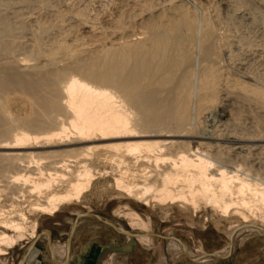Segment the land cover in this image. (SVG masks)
<instances>
[{"label":"bare ground","instance_id":"6f19581e","mask_svg":"<svg viewBox=\"0 0 264 264\" xmlns=\"http://www.w3.org/2000/svg\"><path fill=\"white\" fill-rule=\"evenodd\" d=\"M76 1L0 0V256L25 239L50 237L47 229L38 233L24 204L54 215L79 203L101 161L116 174L98 182L99 192L210 208L216 224L235 222L227 252L249 236L264 242V74L248 70L251 62L264 63V53L234 67L224 61V9L212 0L120 4L104 24L100 11L89 15ZM83 216L76 225L92 219ZM125 216L133 240L147 244L149 223L135 211ZM50 242V260L68 256L66 242ZM169 246L197 262L210 259L172 238L166 264Z\"/></svg>","mask_w":264,"mask_h":264},{"label":"rangeland","instance_id":"374dc122","mask_svg":"<svg viewBox=\"0 0 264 264\" xmlns=\"http://www.w3.org/2000/svg\"><path fill=\"white\" fill-rule=\"evenodd\" d=\"M90 1L91 0H85V2H84V0H81V1L79 0L76 2H80L77 5L82 7V8L85 7L84 10L86 9L85 12L89 15H92V14L96 13L97 11L98 12L100 11L98 13L100 15L102 13L101 17L99 15V18H101L99 20V22H101L100 24H104V18L103 17H105V19H106V18H108V16H109V18H111L113 15H115L114 13L119 10L120 4L122 5V4L128 3L127 5L132 4L131 6H135L137 8L138 6L145 3V0H123V1L122 0L121 1L120 0H111L110 2H108L107 0H92L91 1L92 3ZM98 1H100L101 3ZM114 1H116V2H114ZM137 1H139V3ZM142 1H143V3H142ZM150 1H152V0H150ZM153 1L159 2L160 0H153ZM183 1H188V0H183ZM237 1L241 2V4L238 2L235 3V0H230V1L229 0H215V1L212 0V2H211L213 4L216 2L215 3L216 6L219 5V6H217L218 10L224 9V11H219V15H221L223 17L222 18L220 16L221 22L224 23V21H225L226 24L220 23V26L222 25L221 28H223V29L220 28V31L223 32V30H224L223 33L225 35V38L226 37L228 38V36H229L228 39L226 38V41L229 43L226 42V45H224V47H225L224 51L225 52H223V57H224L223 59H226L224 61L228 65H230V61H231L232 67L236 66L237 63H239L238 61H240L242 57L243 58L244 57H248V58L257 57L255 59L260 60V58H261L260 55L264 53V43H263L264 42V32H263L264 31V27H263V25H264V18H263L264 17V0H244V1L248 2L247 4H246V2H243V0H237ZM88 2H90V3H88ZM140 2H141V4H140ZM146 2H148V1H146ZM82 3H84V4H82ZM86 3H88V4H86ZM102 3H104V4H102ZM242 3H244L245 5ZM90 4L92 5V7H90L91 6ZM229 4H231V5H229ZM234 5L238 8L242 7V9L240 10L237 8L236 12H233L236 9V7ZM109 6H111V7H109ZM233 6L235 8H233ZM99 7H100V9H98ZM207 7H209V6L207 5ZM88 8H91L92 10H90ZM101 9H103V10H101ZM109 9H111V10H109ZM209 10L211 12V8ZM221 12L224 14H220ZM229 12L232 14L231 16H229V14H230ZM224 16L226 18L230 17L231 19L227 18L228 19L227 20ZM240 17H242V18H240ZM251 19H253V20H251ZM248 22H250V23H248ZM233 23H235V24L237 23V25H235ZM229 26L231 28H228ZM256 27H258V28H256ZM224 28H227V29H224ZM255 28H256V30H255ZM226 32H228L227 34H230V35L225 34ZM242 32L246 35H244ZM248 32H251L252 34H250ZM259 34H260V36H259ZM239 35L240 36L242 35V36L239 37ZM252 35H254V36H252ZM243 36H246L247 38L246 37L244 38ZM236 37H237V39H236ZM243 38L246 39L248 42H246V40H244V42H243V40H242ZM249 38H250V40H249ZM257 39H259V40L261 39L260 40L261 43H259L260 41ZM238 40L239 41L242 40V41L239 42ZM235 42L237 44H235ZM19 43L20 42H16L15 44L18 45L19 47H22V44H19ZM249 44H251V45L248 46ZM255 46H259V47H255ZM231 47H233V48H231ZM240 47H241V49H240ZM237 49H238V52H236V51L234 52V50H237ZM252 50H254V51H252ZM225 53L226 54L228 53L227 57H226ZM230 53H231V55H230ZM228 56H230L229 58H231V60L228 58ZM232 58H235V59H232ZM232 60H234V62ZM259 65H261L262 67ZM263 66H264V63H262V61H261V64H260V62H254V63L251 62L248 65V70L250 72H251V70H253L252 72H256V73H258V71H259V73H261V71H262V74H264L263 73V69H264ZM256 67H257V69H255ZM252 68H254L255 71ZM74 160H75L74 158H67V163H69L70 165H73ZM110 166L111 165L108 162L104 163V161L95 163L94 164V173H95V177H96L95 179L96 180H94V183H93L94 186L91 187L90 190H88L84 194V197L81 199V201L79 203L72 204L70 206L62 207L54 215L43 214L41 212L33 211L32 209L29 210L30 208H27L26 204H24L25 212H26L29 220H36L38 223V233H40L41 230H44V229L48 230L49 229L52 232V239L55 238L56 239L55 242L57 244L62 243L63 241H66V239H67V232L69 229V225L74 220L75 215H77L78 213L87 212V211H92V213L101 214L103 216H106V217L112 219L113 221L116 220L119 223H121V225L123 226L124 229L131 230L132 226L130 224V220L127 216H125V213L128 211H135L136 213H138L141 216L142 219H144L147 223H149L148 227H149V237H150L151 246L154 244H156V245L158 244V246H160V249L163 251L167 247V242L172 238L177 239V237H178V239L180 238L183 242H185L190 249H194L193 250L194 252L196 250H199L201 247L198 239H202L205 242V245L208 247L218 245L219 241H225L227 238H229V240H230V236L232 233H230L228 231V228L230 227V225L235 223L234 220L233 219L222 220L220 224H216L215 222H216V220H218V215L216 213H214L210 208L201 207L197 211H193V209L192 210L191 209L185 210V209H183L179 206H176V205H163V206L160 205L159 206L157 203H155L153 201H150L147 205V204H144L143 202H140L137 200H133V199L130 200V199H126L124 197H120L115 192H113L112 189L105 190L104 192H99V189H101L103 187L102 186L103 184L100 183L98 185V182H102L104 179H107L110 182H112L113 176L116 174V170H114ZM97 186H98V190H97ZM33 199H34V196H31V200H33ZM91 220H94V219H91ZM89 222H92V221H89ZM94 222H95V220H94ZM99 222H101V221H99ZM99 226L103 227L102 225H99ZM84 227H87V225H84ZM84 227H82L80 229V231L78 232V235L76 236L77 243H79V241H82V240L88 241L90 238L93 237L92 236V237L87 238V233L85 231L82 232ZM103 228H105V227H103ZM108 228H111V227L108 226ZM157 235H163L164 237H159ZM175 236H177V237H175ZM42 237H43V235L40 236L38 239H42ZM45 237H47V236H45ZM123 238L126 241V237H123ZM123 238H122V240H123ZM26 242H30V240L25 239L23 242L19 243L15 247L8 249V254H6L5 256H0V264H17L21 254L24 250V247L27 246ZM91 243L93 245H98L99 247L102 245L108 244V242L103 237L96 238ZM39 244H43V242H39ZM135 244L143 245L137 241H135L133 246ZM34 247H35V244H34Z\"/></svg>","mask_w":264,"mask_h":264},{"label":"crops","instance_id":"0c3cea01","mask_svg":"<svg viewBox=\"0 0 264 264\" xmlns=\"http://www.w3.org/2000/svg\"><path fill=\"white\" fill-rule=\"evenodd\" d=\"M91 221L92 222H82L81 224L76 225L71 236L69 254L68 256L66 254L65 258L61 261H52L47 256L48 251L46 249V244L48 238L43 235L42 239L36 241L35 248L28 253L24 264H166L164 262L165 250H161L158 244L151 246L149 234V242L143 244L144 246L138 244L133 246V244H131L130 249H128L129 251L125 248L124 250L114 249L116 252L115 254L112 255L113 252H108L107 254H104L101 261H99L103 253L109 250V248L121 246L126 247L127 242L123 238L124 236L119 234V232L115 231L113 228H108L106 224L96 220L95 222L94 220ZM84 225H87V227H84ZM99 225H102L106 229ZM82 227H84L82 232L85 231L87 233V238L93 237L88 241L82 240L77 243L76 236ZM50 237L52 239L51 231ZM100 237L105 238L108 244L99 247L98 245H93L91 243L94 239ZM249 237L250 238H246L242 242H239L227 256L220 259H209L203 262L191 260L182 254L175 246H169L167 249L170 256L173 257H171L172 264H264V242L258 236L254 235ZM178 240L182 242L187 250L192 251L195 255H204L206 252H227L226 248L229 244V238H227L225 241H219L218 245L208 247L202 239H198L201 247L199 250L195 249L196 251L194 252V249H190L180 238ZM52 241H56V239L54 238ZM135 241L140 242L134 238L133 243H135ZM39 242H43V244H39ZM51 243L52 242H50V245Z\"/></svg>","mask_w":264,"mask_h":264},{"label":"water","instance_id":"95a60500","mask_svg":"<svg viewBox=\"0 0 264 264\" xmlns=\"http://www.w3.org/2000/svg\"><path fill=\"white\" fill-rule=\"evenodd\" d=\"M83 215H87V216H90L92 219L94 220H97V221H101V222H104L108 225H110L112 228H114L117 232H119V234H122L124 236H130V244H133L134 240H133V236L135 235L134 232L128 230V229H120L117 227V224L110 218L106 217V216H103L101 214H98V213H85V212H81V213H78L77 215H75L74 217V220L71 222V224L69 225V229H68V232H67V239H66V245L67 247H70V241H71V236H72V233H73V230H74V227L76 225V223L78 222V220L81 218V217H84ZM47 231V230H46ZM42 232V230H41ZM48 232V231H47ZM47 236H48V241H47V245H49L50 243V237H49V233H47ZM159 237H164L163 235H157ZM35 241V240H34ZM34 241H31L29 243V245L26 247V249L23 251V253L21 254L17 264H22L23 261H24V258H25V255H26V252L28 251V249L30 248V246L32 244H34ZM124 246H121V247H116L114 249L116 250H124ZM230 253V246H229V249H228V252L226 254H224L223 256L219 255L218 253H213V252H206V255L210 257V260H214V259H220V258H223L225 256H227L228 254ZM186 256L189 257V255L187 253H185ZM191 260H194V258L192 257H189Z\"/></svg>","mask_w":264,"mask_h":264}]
</instances>
